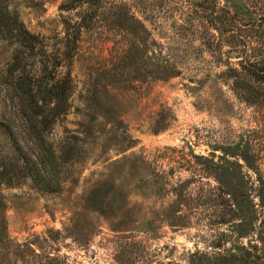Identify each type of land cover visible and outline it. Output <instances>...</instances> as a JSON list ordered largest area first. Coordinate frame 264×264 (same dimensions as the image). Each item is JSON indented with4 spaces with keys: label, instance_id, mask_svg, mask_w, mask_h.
Returning a JSON list of instances; mask_svg holds the SVG:
<instances>
[{
    "label": "rangeland",
    "instance_id": "1",
    "mask_svg": "<svg viewBox=\"0 0 264 264\" xmlns=\"http://www.w3.org/2000/svg\"><path fill=\"white\" fill-rule=\"evenodd\" d=\"M4 1L66 53L73 92L47 129L54 157L0 178V264L264 263V109L235 90L243 43L219 23L230 10L264 46V0H215L216 23L210 0ZM14 50L0 38V71Z\"/></svg>",
    "mask_w": 264,
    "mask_h": 264
},
{
    "label": "trees",
    "instance_id": "2",
    "mask_svg": "<svg viewBox=\"0 0 264 264\" xmlns=\"http://www.w3.org/2000/svg\"><path fill=\"white\" fill-rule=\"evenodd\" d=\"M209 2L212 4V10L208 17L212 23H216L215 0ZM73 5L72 1L62 6L71 9ZM224 12V22L219 20V23L222 22L223 27L225 26V29L220 27L222 37L243 43L240 68L230 66L229 76L234 80L236 91L264 109V46H255L251 38L257 36L245 35L246 30L241 28L237 16L230 10L225 9ZM117 18L120 21L136 20L142 25L135 13H120ZM83 19L82 17L77 23L72 35L67 33L66 43L70 41L71 36L72 41L79 39L82 29L90 27V23ZM146 31L148 32L144 24L141 32L130 29V33L135 37ZM210 37L213 41L205 42V45L214 56L220 52V57H223V54L230 52L223 51L219 46L221 42H214L213 35ZM0 38L15 45L11 61L0 71V127L11 139L13 148V157H10L9 162L6 158L0 160V178H6L12 183L13 177H16L15 173L21 169V164L30 169V175L35 178L34 167H37L38 162L34 160V156H38L39 164L54 157L55 153L47 142V129L70 112L73 79L70 72L59 71L66 53L50 51L46 40L29 31L4 0H0ZM157 69L156 73H161L158 75H165L161 68Z\"/></svg>",
    "mask_w": 264,
    "mask_h": 264
}]
</instances>
